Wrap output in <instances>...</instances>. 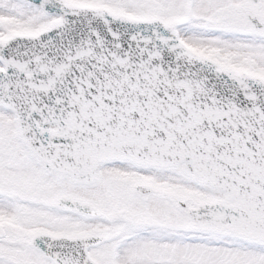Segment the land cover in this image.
Instances as JSON below:
<instances>
[{"label":"snow or ice","instance_id":"1","mask_svg":"<svg viewBox=\"0 0 264 264\" xmlns=\"http://www.w3.org/2000/svg\"><path fill=\"white\" fill-rule=\"evenodd\" d=\"M0 264H264V0H0Z\"/></svg>","mask_w":264,"mask_h":264}]
</instances>
